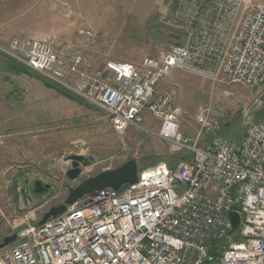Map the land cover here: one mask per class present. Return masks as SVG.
<instances>
[{
	"label": "built area",
	"instance_id": "2783aa9c",
	"mask_svg": "<svg viewBox=\"0 0 264 264\" xmlns=\"http://www.w3.org/2000/svg\"><path fill=\"white\" fill-rule=\"evenodd\" d=\"M237 2L245 12L229 46L212 41L202 26L184 45L138 66L105 63L94 78L72 47L21 36L0 44L5 57L102 110L116 135L141 128L146 113L159 122L154 135L170 153L189 157L141 170L133 184L94 191L44 224L22 228L0 249V264H264V124L248 120L238 143L199 145L218 132V120L202 110L190 140L180 131V110L156 94L175 71L264 85V3ZM231 212L239 215L235 232Z\"/></svg>",
	"mask_w": 264,
	"mask_h": 264
},
{
	"label": "rangeland",
	"instance_id": "374dc122",
	"mask_svg": "<svg viewBox=\"0 0 264 264\" xmlns=\"http://www.w3.org/2000/svg\"><path fill=\"white\" fill-rule=\"evenodd\" d=\"M244 5L237 0H4L0 44L21 36L72 47L85 57L84 71L94 78L105 63L138 66L161 50L184 45L188 33L196 29L198 35L202 26L209 28L212 41L229 46ZM82 30L93 36L81 35ZM156 94L169 96L180 110V131L190 140L202 110L218 120V132L201 137L199 145L214 139L238 143L249 121L264 124V85L251 88L175 71ZM0 100V243L37 224L50 207L63 203L70 188L90 177L130 160L141 171L181 158L154 135L159 122L149 114L143 115L141 128L130 126L118 136L102 110L1 53ZM70 155L89 162L75 181L66 177L71 165L64 159ZM35 182L49 190L35 192Z\"/></svg>",
	"mask_w": 264,
	"mask_h": 264
},
{
	"label": "water",
	"instance_id": "95a60500",
	"mask_svg": "<svg viewBox=\"0 0 264 264\" xmlns=\"http://www.w3.org/2000/svg\"><path fill=\"white\" fill-rule=\"evenodd\" d=\"M65 162H70L71 168L66 172V177L75 181L81 174V166L88 165V160L82 155H70L64 159ZM138 169L135 160H130L121 165L120 167L101 172L96 176L90 177L74 188H70L68 195L62 204L51 207L46 213L42 215L37 225L44 224L48 219L55 218L61 215L66 206L74 204L82 197L105 188L118 191L122 186L133 184L137 181ZM48 189V186H42L40 182H35V192L42 193ZM23 190L21 194H23ZM230 221L232 223V232H235L239 226V215L235 212L229 214ZM16 240V233L10 236L4 237L0 243V249L8 246Z\"/></svg>",
	"mask_w": 264,
	"mask_h": 264
},
{
	"label": "trees",
	"instance_id": "16d2710c",
	"mask_svg": "<svg viewBox=\"0 0 264 264\" xmlns=\"http://www.w3.org/2000/svg\"><path fill=\"white\" fill-rule=\"evenodd\" d=\"M12 61V60H11ZM12 62H14V61H12ZM15 63V62H14ZM20 66H22V65H20ZM22 67H24V66H22ZM24 68H26V67H24ZM26 69H28V68H26ZM30 70V69H29ZM181 155V158L180 159H187V158H189L188 157V155L186 154V153H181L180 154Z\"/></svg>",
	"mask_w": 264,
	"mask_h": 264
},
{
	"label": "crops",
	"instance_id": "0c3cea01",
	"mask_svg": "<svg viewBox=\"0 0 264 264\" xmlns=\"http://www.w3.org/2000/svg\"><path fill=\"white\" fill-rule=\"evenodd\" d=\"M17 64V63H16ZM18 65H20V64H18ZM0 105H1V107H0V114H1V112H2V108H3V105H2V102H1V100H0Z\"/></svg>",
	"mask_w": 264,
	"mask_h": 264
},
{
	"label": "flooded vegetation",
	"instance_id": "af4514ba",
	"mask_svg": "<svg viewBox=\"0 0 264 264\" xmlns=\"http://www.w3.org/2000/svg\"><path fill=\"white\" fill-rule=\"evenodd\" d=\"M48 190H49V187H48V189H47L46 191H44V192H47ZM52 207H54V206H52ZM50 208H51V207H50ZM50 208H49V209H50ZM49 209H48V210H49Z\"/></svg>",
	"mask_w": 264,
	"mask_h": 264
}]
</instances>
